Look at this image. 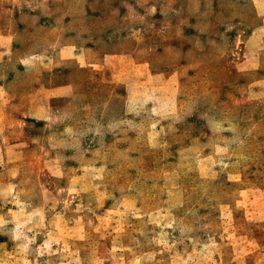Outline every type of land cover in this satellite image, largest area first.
Segmentation results:
<instances>
[{
    "label": "rangeland",
    "instance_id": "1",
    "mask_svg": "<svg viewBox=\"0 0 264 264\" xmlns=\"http://www.w3.org/2000/svg\"><path fill=\"white\" fill-rule=\"evenodd\" d=\"M0 264H264V0H0Z\"/></svg>",
    "mask_w": 264,
    "mask_h": 264
}]
</instances>
